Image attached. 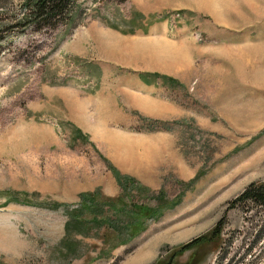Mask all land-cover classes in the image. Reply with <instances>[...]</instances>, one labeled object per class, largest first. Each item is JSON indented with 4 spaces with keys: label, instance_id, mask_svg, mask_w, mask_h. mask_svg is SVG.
I'll return each mask as SVG.
<instances>
[{
    "label": "rangeland",
    "instance_id": "374dc122",
    "mask_svg": "<svg viewBox=\"0 0 264 264\" xmlns=\"http://www.w3.org/2000/svg\"><path fill=\"white\" fill-rule=\"evenodd\" d=\"M22 1L0 0V264H264V207L230 204L264 181V0H75L43 29ZM117 64L167 71L178 111H71Z\"/></svg>",
    "mask_w": 264,
    "mask_h": 264
},
{
    "label": "crops",
    "instance_id": "0c3cea01",
    "mask_svg": "<svg viewBox=\"0 0 264 264\" xmlns=\"http://www.w3.org/2000/svg\"><path fill=\"white\" fill-rule=\"evenodd\" d=\"M152 31L156 32L154 29ZM145 37L146 36L143 35L138 38ZM154 39L158 40V38H153L151 42L155 43V41H153ZM151 50L154 53V49ZM155 54L159 57H166L164 52L161 50H157ZM72 55L79 58L84 57L78 53ZM96 58L97 59L94 60L99 62L110 61L103 57L96 56ZM140 59L143 60L145 58L142 57ZM140 59L133 61L137 62ZM116 66H119V68L109 69L100 67V70L96 74L90 75V81L84 85L73 80L72 84L74 85H71L70 87L80 96L76 97L72 95L66 98L65 102H67V105L71 104L70 110L76 111V105H80L82 107L86 104L101 105L103 107L109 105L112 107L113 104L118 108L113 109V112H111L112 116L107 118V121L119 124L127 123V121L130 120L128 115L130 112H135L137 115V118L134 121H138V117L141 115L144 119L149 121L159 122L162 120L164 121V118H167L164 117V115L168 112L178 111L176 108L177 105L169 96L167 82H164L165 86L163 85L162 78L164 77L162 74L168 75V73H166L167 71L164 72L158 68L156 69L155 67H131L118 64ZM110 75H112V77L109 78ZM91 81L92 83H90ZM116 93L117 95H121L125 100V104L129 107L127 110H122L121 108L119 109V103L115 100L114 103L110 102L111 97L116 96ZM82 112L86 113V111ZM162 127L167 128V125Z\"/></svg>",
    "mask_w": 264,
    "mask_h": 264
},
{
    "label": "trees",
    "instance_id": "16d2710c",
    "mask_svg": "<svg viewBox=\"0 0 264 264\" xmlns=\"http://www.w3.org/2000/svg\"><path fill=\"white\" fill-rule=\"evenodd\" d=\"M74 2L75 0H23L24 12L19 20L24 18L34 21L37 28L54 27L60 20L67 17L68 11ZM18 24H20V21H18ZM23 26H26V24H23ZM246 203H256L264 207V181H251L241 192L230 200L231 205ZM222 228L223 220L220 219L213 227L211 233L217 236ZM206 238V235L194 237L190 243L184 246H190Z\"/></svg>",
    "mask_w": 264,
    "mask_h": 264
}]
</instances>
